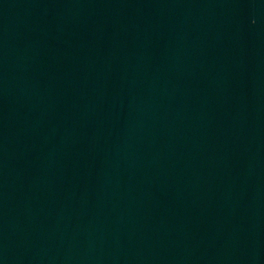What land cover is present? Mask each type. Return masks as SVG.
I'll return each instance as SVG.
<instances>
[{
  "label": "water",
  "instance_id": "1",
  "mask_svg": "<svg viewBox=\"0 0 264 264\" xmlns=\"http://www.w3.org/2000/svg\"><path fill=\"white\" fill-rule=\"evenodd\" d=\"M0 264H264V0H0Z\"/></svg>",
  "mask_w": 264,
  "mask_h": 264
}]
</instances>
